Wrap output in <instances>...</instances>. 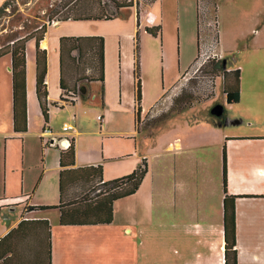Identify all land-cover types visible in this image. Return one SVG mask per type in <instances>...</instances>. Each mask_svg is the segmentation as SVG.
Masks as SVG:
<instances>
[{"label":"crops","instance_id":"0c3cea01","mask_svg":"<svg viewBox=\"0 0 264 264\" xmlns=\"http://www.w3.org/2000/svg\"><path fill=\"white\" fill-rule=\"evenodd\" d=\"M156 1L146 3L144 7L141 2L124 7L113 20L83 21H90L85 24L87 26L72 24L78 22L75 20L55 21L49 24L41 41V48L48 52L49 111L54 109L52 105L63 108L67 103L75 108L80 99L100 93L107 112L102 121H107L101 131L94 133L101 136L102 152L92 147L81 156L83 131L80 125L76 127L68 122L71 129L57 130L51 124L52 112L49 122L45 121L37 95L35 39L27 43L26 132L18 133L14 126L11 55L5 56L4 62L0 63V149L4 148L7 157L5 191L10 183L7 173L10 168L21 177L18 196L0 193V238L23 219H48L51 224V264H225V154L227 192L238 196V264H264V0H246L250 14L245 21L252 39L241 42L246 38L243 34L236 42L242 52L241 58L222 56L226 70L241 71L240 101L231 104L223 100L226 117L222 121L191 115L171 123L168 116L157 130L154 128L152 136L159 148L149 153L144 150L140 137L143 130L138 129L135 115V37L143 18L152 11L150 6ZM230 1L234 5L244 4V0ZM259 1L261 3L256 6ZM125 9H130L126 20L117 23ZM242 12L239 8V13ZM72 35L105 37L104 81L98 77L77 81L68 73L64 75L66 88L78 91L75 99L69 98L66 92L70 90L61 85L60 38ZM142 84L143 104L147 96L143 79ZM67 97L69 101L65 100ZM159 103L147 115H157ZM153 104L152 101L150 105ZM142 108L144 119L147 116L145 104ZM74 118H78V114H74ZM240 125L248 128L243 129ZM238 126L240 128H234ZM45 128H49L50 133ZM168 133L171 135L167 136ZM33 134L37 137L35 144ZM157 136L159 139L163 136L162 141H158ZM61 138L75 141V167L102 164L105 181L133 172L146 159L148 171L141 186L135 193L115 202L113 222L63 225L57 208L26 211L29 206H55L60 202V155L62 148H66L60 143ZM150 154H158L162 163L158 170L150 167ZM163 157L168 159L167 163ZM34 158L38 172L30 173L27 184L26 172L32 171L31 160ZM32 194H35L33 199ZM18 197L22 200L20 205L10 202ZM13 206L20 207V215L9 221L3 213Z\"/></svg>","mask_w":264,"mask_h":264},{"label":"trees","instance_id":"16d2710c","mask_svg":"<svg viewBox=\"0 0 264 264\" xmlns=\"http://www.w3.org/2000/svg\"><path fill=\"white\" fill-rule=\"evenodd\" d=\"M109 1L113 7L106 0H61L50 10L47 22L41 26L33 27L34 29L32 28L25 35H12L7 43L0 45V58L5 55H11L12 57L11 72L13 80L14 126L18 133L28 130V41L31 39L36 40L37 95L41 103L45 121L48 123L50 118L49 90L46 81L48 52L47 49L41 48L40 45L46 36L48 26L54 21L113 20L119 15L122 8L139 4V0ZM149 1L147 2L152 3L155 0ZM138 19V26H140V9ZM198 24L200 36V21ZM146 30L151 34L158 35L161 33L162 27L161 25L146 27ZM140 32L141 30L138 29L135 37V115L137 127L142 131L140 127L141 123H145L150 128L162 123L170 115V111L175 109L176 105H180L183 99L192 97V92L184 88L176 97L175 104L169 110H164L154 116L149 114L144 119L142 118L143 84L141 76ZM215 37L219 42L218 34ZM198 51L200 57V47ZM60 54L62 69L61 85L63 89L68 90L64 82V75L70 73L69 68L76 60L79 63L85 60V67H78L80 72L83 68V74L79 78H75L77 81L92 77H98L99 80L104 81V36H62L60 38ZM205 62L206 66L204 70H206L207 74L214 76L215 74L219 75L223 72L226 101L231 104L239 102L241 99L240 69L226 70L223 57L221 56L208 58ZM88 71H92V74L89 75ZM69 90L70 92H66L69 94V97L70 95L75 96L78 93L76 89ZM104 92V88L102 87V97H104ZM65 100L69 101L68 97ZM215 116L222 121L226 117V110H224L222 115L215 114ZM75 164L76 145L75 141L72 140L70 146L62 148L60 155V202L55 206H29L26 211L32 212L57 208L60 210V221L63 225L111 223L114 219L115 202L122 197L135 193L141 186L148 171V163L144 159L142 164L133 172L105 181L103 179L102 164L79 167H75ZM223 180L226 193L224 198L225 264H238L236 224V199L238 196L231 195L227 192L225 154ZM51 259V224L48 219H23L14 229L0 238V264H51Z\"/></svg>","mask_w":264,"mask_h":264},{"label":"rangeland","instance_id":"374dc122","mask_svg":"<svg viewBox=\"0 0 264 264\" xmlns=\"http://www.w3.org/2000/svg\"><path fill=\"white\" fill-rule=\"evenodd\" d=\"M60 1L61 0H0V45L7 43L12 35H25L33 27L41 26L47 22L50 10ZM106 1L112 6L109 0ZM147 1L150 2L149 0H139L142 7L148 3ZM199 1L200 0H157L150 6L152 11L147 13L146 18L142 20L141 27L138 28L141 30V73L144 88L146 87L147 91L146 101L142 104V106L145 104L146 115L151 112L152 108L159 102L161 103H159L160 108L158 110H169L173 104H175L176 97L184 88L192 92V97L186 98L187 100L183 99L180 105H176L175 109L170 111L169 122L171 123L180 121L184 118L186 119V117H192L191 115H195L197 118L216 119L217 117L213 113L214 108L223 104L224 99L226 100L223 72L219 75L215 74L214 76L212 74H207L206 70H204L206 62L204 63L203 60L205 61L208 58L219 56H237L241 58L242 55L240 54H242V52H240V47H238L236 42H239V38H241L243 34L246 38L241 39V42H247L252 39V32L249 31V26L245 21L250 14L249 9H247L248 1L244 0L243 5H234L230 0H201L203 5L206 7L208 6V11L210 12L209 19H213L215 15L220 17V24L217 27L210 28L212 34L215 36L218 34L219 42L214 37H212L211 40L207 37L209 30H205L200 20L205 13L202 12L199 14ZM259 3L261 2L259 1L256 6H258ZM216 6L217 8L215 10ZM239 8L244 12L239 13ZM96 9L98 10V8ZM129 10L130 9H125L123 11V15L117 23L126 20L125 18ZM199 21L200 36L198 28ZM79 22L80 21L71 23L87 26L85 24H89L88 22L90 21ZM204 22L205 19L203 20V23ZM105 24L111 23L106 22ZM158 25L162 27L161 33L158 35L151 34L145 30L146 27ZM199 47L201 49L200 57L198 51ZM5 56L0 58V63L4 62ZM197 58L198 60L195 61ZM84 62L85 60L81 63L76 60L70 66V73L67 75H71L73 78H79L83 74V68L80 72L78 67H85ZM191 66L192 68H190ZM224 66H226L225 63ZM88 72L89 75L92 74V71ZM160 94L161 96H159ZM152 101L154 104L150 105ZM104 106L100 93H96L94 97L92 96L89 99H80L79 105L75 108L69 103L65 104L63 108L52 105L51 108L54 109L50 111V116L51 112L53 113L51 124L57 130H63L62 126L65 122H71L74 123L76 127L77 125L82 127L83 133L80 136L81 156H83L86 150L92 147L102 152L103 143L99 140L100 134H96L94 131H101L100 128L103 127L107 121V119L102 121L103 115L107 117ZM92 110H94V112ZM158 110L155 112L156 114H159L160 111ZM181 111L184 112H182V114H177ZM74 114H78V118H74ZM99 115L101 116L100 118ZM164 121L151 128L149 126L148 128L145 123L140 124L143 130L140 137L144 142L143 146L145 151L151 153L158 150L157 148L159 147L155 145L157 142H155L152 132L154 128L157 130V127L163 124ZM166 124L168 125V123ZM162 126L165 127V125ZM240 126L234 128H240ZM241 128L244 129L248 127L242 125ZM160 130L161 129L158 131ZM170 135L171 133H168L167 136ZM32 136H34L33 143L35 144V142H37V137L35 134ZM163 136L160 139L157 136L158 141H162ZM3 149H0V193H3V195L8 193L7 195L9 197L18 196V194H20L21 177L15 169L10 168V170L7 171L10 177V183L5 191L7 157L5 158V151ZM150 156V167H154L158 170L159 167L162 166V163L158 160V154H150ZM162 160L164 163H167L168 159L163 157ZM31 161L34 166L31 169L32 171L26 172L27 184H29V179H31L30 173L35 174L38 172V168L35 167V158ZM30 192H32V190ZM34 195L35 194H32V199ZM20 201L22 200L18 197L10 202L14 204L19 203L20 205ZM19 215L20 207L18 206L9 207L6 209V212L3 213V216L9 221L16 219Z\"/></svg>","mask_w":264,"mask_h":264},{"label":"built area","instance_id":"2783aa9c","mask_svg":"<svg viewBox=\"0 0 264 264\" xmlns=\"http://www.w3.org/2000/svg\"><path fill=\"white\" fill-rule=\"evenodd\" d=\"M202 12H204L205 14H204L203 18L200 19V20H201L203 26L205 27V30H209V34H207V37H209L210 40L212 39V37L216 38L215 35L210 32V28L211 27H217L219 25L218 17L215 15L213 19H209L210 12L208 11V7L203 5V2L200 0L199 1V13H202ZM204 19H205V22L203 23ZM205 61L203 60V62H205ZM203 62H202V64H203ZM69 98L75 99V96H70ZM100 117L101 116H99V118ZM71 128H72V125L70 123L65 122L63 124V129L64 130H69ZM45 131L50 133V129L49 128H45ZM53 139H55V138H53ZM59 141L62 144V146H64V147H68L71 144V140L69 138H61ZM62 141L65 142L66 144H63Z\"/></svg>","mask_w":264,"mask_h":264},{"label":"water","instance_id":"95a60500","mask_svg":"<svg viewBox=\"0 0 264 264\" xmlns=\"http://www.w3.org/2000/svg\"><path fill=\"white\" fill-rule=\"evenodd\" d=\"M224 110H225V107L222 104H220L214 108L213 113L216 115H222Z\"/></svg>","mask_w":264,"mask_h":264}]
</instances>
